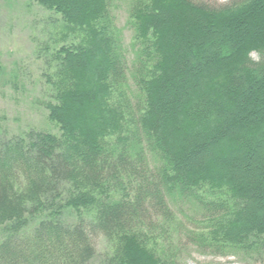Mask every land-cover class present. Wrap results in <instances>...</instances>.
Instances as JSON below:
<instances>
[{
    "label": "trees",
    "instance_id": "1",
    "mask_svg": "<svg viewBox=\"0 0 264 264\" xmlns=\"http://www.w3.org/2000/svg\"><path fill=\"white\" fill-rule=\"evenodd\" d=\"M34 2L59 135L0 142V264H88L97 237L106 264H181L171 239L264 264V0H129L131 62L112 0Z\"/></svg>",
    "mask_w": 264,
    "mask_h": 264
},
{
    "label": "rangeland",
    "instance_id": "2",
    "mask_svg": "<svg viewBox=\"0 0 264 264\" xmlns=\"http://www.w3.org/2000/svg\"><path fill=\"white\" fill-rule=\"evenodd\" d=\"M194 1L221 6L229 0ZM129 6V0H112L110 11L121 32L127 59L131 62L134 51L131 49L133 34L127 25ZM58 20V16L38 7L34 0H0V142L30 130L59 135L57 127L48 122L43 107V103L48 101L49 91L41 78L42 61L36 56L37 50L49 46V33ZM252 57L257 58L256 54ZM198 211L192 205H183L181 212L186 216L183 221L199 215ZM38 221H30L28 230ZM2 240L0 231V243ZM93 243L96 255L88 264H106L110 256L109 244L103 237L94 238ZM177 244L175 239H171V246L165 250L167 255L174 250L172 254L181 264H255L246 263L231 254L217 256L202 252L184 239Z\"/></svg>",
    "mask_w": 264,
    "mask_h": 264
}]
</instances>
